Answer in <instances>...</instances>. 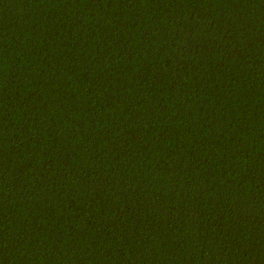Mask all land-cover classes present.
<instances>
[{
	"label": "trees",
	"instance_id": "obj_1",
	"mask_svg": "<svg viewBox=\"0 0 264 264\" xmlns=\"http://www.w3.org/2000/svg\"><path fill=\"white\" fill-rule=\"evenodd\" d=\"M0 264H264V0H0Z\"/></svg>",
	"mask_w": 264,
	"mask_h": 264
}]
</instances>
